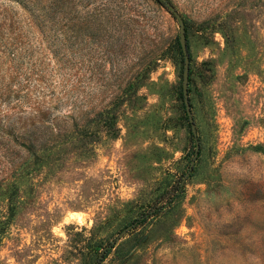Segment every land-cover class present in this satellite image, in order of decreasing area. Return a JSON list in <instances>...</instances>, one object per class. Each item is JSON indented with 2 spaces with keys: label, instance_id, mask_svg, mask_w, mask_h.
Segmentation results:
<instances>
[{
  "label": "rangeland",
  "instance_id": "rangeland-1",
  "mask_svg": "<svg viewBox=\"0 0 264 264\" xmlns=\"http://www.w3.org/2000/svg\"><path fill=\"white\" fill-rule=\"evenodd\" d=\"M38 1L52 0H23ZM168 1L199 149L167 202L194 147L172 15L157 0H57L53 35L0 0L60 98L30 151L0 147L14 157L0 163V264H93L131 223L99 264H264V0Z\"/></svg>",
  "mask_w": 264,
  "mask_h": 264
},
{
  "label": "trees",
  "instance_id": "trees-1",
  "mask_svg": "<svg viewBox=\"0 0 264 264\" xmlns=\"http://www.w3.org/2000/svg\"><path fill=\"white\" fill-rule=\"evenodd\" d=\"M18 3L28 13L30 16L29 21L35 25L40 33L44 31V23L47 22L49 23L46 28L47 31H51L53 35H56L57 0H52L46 6L40 4L39 1L37 5L27 4L23 0H19ZM158 3L162 5L160 2ZM70 32L68 38L71 37ZM175 44L177 48L176 59L179 63L181 77L183 58L177 38ZM185 44L189 60L186 33ZM37 50L38 48L31 41L24 21L0 9V147L4 141L8 142L10 140L13 145L23 147L26 152L30 151L34 146L33 142L37 141L30 138L32 137L31 132L33 133L35 130L48 127L51 124L52 119H49V112L56 107L51 103L53 100L54 102L60 100V98L54 96L55 86H53L52 78L54 66L49 65V60L46 63L44 54ZM51 53L52 56L56 55L55 50ZM189 74L190 69L188 66L187 93H189ZM188 101L191 108L189 96ZM19 155L22 156V154ZM13 161V155L7 154L6 151H0V163L4 168L9 167V164ZM0 176L8 175L1 170ZM180 185L179 182L171 195L168 196L167 202L176 195ZM156 209L152 210L153 213L156 212ZM107 252L108 249L103 252L101 258ZM96 258L97 255L92 261L93 264H95Z\"/></svg>",
  "mask_w": 264,
  "mask_h": 264
},
{
  "label": "water",
  "instance_id": "water-1",
  "mask_svg": "<svg viewBox=\"0 0 264 264\" xmlns=\"http://www.w3.org/2000/svg\"><path fill=\"white\" fill-rule=\"evenodd\" d=\"M166 8V10L172 15V17L177 22V41L182 53V66H181V79H180V87H181V96H182V103L183 108L187 117V121L189 124L190 133L192 135V139L194 142L193 147V153L191 156V159L189 160L187 170L184 172V174L181 177L180 184L183 183L184 179L188 176L190 170L192 169L193 162L197 156L198 149H199V142L196 135L195 125L193 122L192 114L189 107V101H188V93H187V79H188V66H189V60H188V52L186 49L185 44V32H184V22L182 20V17L178 13V11L173 7V5L168 0H157ZM133 225V223L126 225L124 228H122L117 235L109 241L108 244L104 245L100 251L97 254V258L95 261V264H99L101 260V256L103 252L110 246L114 245L115 242L122 237L128 229Z\"/></svg>",
  "mask_w": 264,
  "mask_h": 264
}]
</instances>
